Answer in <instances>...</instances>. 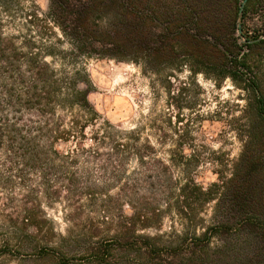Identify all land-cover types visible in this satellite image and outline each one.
Here are the masks:
<instances>
[{
    "label": "rangeland",
    "instance_id": "rangeland-1",
    "mask_svg": "<svg viewBox=\"0 0 264 264\" xmlns=\"http://www.w3.org/2000/svg\"><path fill=\"white\" fill-rule=\"evenodd\" d=\"M49 7L0 0V136H8L0 141V250L9 242L15 254L5 264L58 246L69 232L110 238L108 211L128 215L136 204L162 214L160 229L141 234L169 241L184 224L169 210L179 189L230 178L242 136L257 123L253 96L186 68L154 75L136 62L85 55ZM31 62L50 73L37 81ZM251 64L264 94V47ZM32 87L50 95L28 101ZM198 207L196 220L212 216L213 204Z\"/></svg>",
    "mask_w": 264,
    "mask_h": 264
},
{
    "label": "trees",
    "instance_id": "trees-1",
    "mask_svg": "<svg viewBox=\"0 0 264 264\" xmlns=\"http://www.w3.org/2000/svg\"><path fill=\"white\" fill-rule=\"evenodd\" d=\"M244 1L50 0L51 21L77 51L136 62L154 75L186 68L219 84L230 79L253 96L257 123L249 122L243 152L229 179L179 189L169 210L184 221L180 235L173 233L165 241L160 235L141 234L160 229L162 214L136 204L128 215L108 211L115 228L110 238L100 237L97 229L69 232L60 245L38 246L35 256L19 258L17 264H264V94L251 64L255 49L264 47V0L247 1L242 42L239 12ZM15 60L11 57L8 64ZM29 66L37 81L50 73L46 64ZM41 94L50 92L32 87L25 96L33 102ZM82 100L87 103L86 93ZM7 137L0 136V141ZM211 204L212 216L196 220V206L203 210ZM10 247L6 242L0 250V264L15 256Z\"/></svg>",
    "mask_w": 264,
    "mask_h": 264
},
{
    "label": "water",
    "instance_id": "water-1",
    "mask_svg": "<svg viewBox=\"0 0 264 264\" xmlns=\"http://www.w3.org/2000/svg\"><path fill=\"white\" fill-rule=\"evenodd\" d=\"M248 0H245L241 6L240 12H239V36L241 37L242 42H245V39L243 37V30H242V18H243V11L245 8V5L247 4Z\"/></svg>",
    "mask_w": 264,
    "mask_h": 264
}]
</instances>
